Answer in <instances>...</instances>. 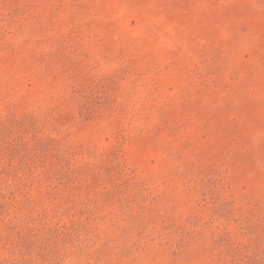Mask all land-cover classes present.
<instances>
[{
  "label": "rangeland",
  "instance_id": "374dc122",
  "mask_svg": "<svg viewBox=\"0 0 264 264\" xmlns=\"http://www.w3.org/2000/svg\"><path fill=\"white\" fill-rule=\"evenodd\" d=\"M0 264H264V0H0Z\"/></svg>",
  "mask_w": 264,
  "mask_h": 264
}]
</instances>
